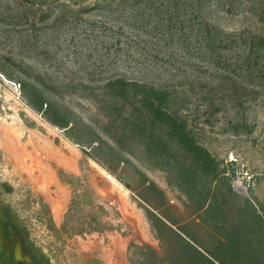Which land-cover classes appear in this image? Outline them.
Returning a JSON list of instances; mask_svg holds the SVG:
<instances>
[{
    "label": "rangeland",
    "instance_id": "rangeland-1",
    "mask_svg": "<svg viewBox=\"0 0 264 264\" xmlns=\"http://www.w3.org/2000/svg\"><path fill=\"white\" fill-rule=\"evenodd\" d=\"M106 3L0 0V228L8 225L0 243L10 247L9 258L264 264V0L195 7L235 41L217 51L226 61L219 66L203 60L195 42L188 52L117 46L103 30L122 22L95 10ZM47 13L52 19L39 24ZM32 25L42 30L38 41H29ZM22 68L44 78V86L28 81L48 87L72 130L34 109L20 87L28 79ZM118 77L167 85L174 95L167 109L215 159V172H204L167 128L139 113L132 95H110L107 82ZM8 238H18L16 245Z\"/></svg>",
    "mask_w": 264,
    "mask_h": 264
},
{
    "label": "trees",
    "instance_id": "trees-1",
    "mask_svg": "<svg viewBox=\"0 0 264 264\" xmlns=\"http://www.w3.org/2000/svg\"><path fill=\"white\" fill-rule=\"evenodd\" d=\"M28 1V0H27ZM32 0H29L31 2ZM107 2L99 5L95 10L109 14V18L113 21L122 22L119 29L107 25L105 27L106 37L109 40H116L117 46L127 44L129 47L137 48L140 51H150L151 47L159 51H191L192 45L197 44L196 49L201 52L200 56L203 60L211 59V63L218 66L226 64L225 58L217 54L219 50H230L231 43L234 40L223 39V34L216 31L211 25L197 14L195 7L209 2L210 0H102ZM194 6V7H193ZM139 9L141 12L133 16H127V12ZM53 17V13L43 14L38 23L47 24ZM157 23L154 25V19ZM18 20V19H15ZM14 20V21H15ZM13 21V22H14ZM29 26L31 24L28 23ZM91 28L97 29L96 23H91ZM126 29L138 32L146 36H151L149 42H142L138 38H134L132 34H128ZM31 34L28 36L29 41H38L42 31L32 25L29 30ZM141 33V34H140ZM136 34V33H134ZM138 35V36H139ZM125 40V41H124ZM230 43V45H228ZM150 47V48H149ZM112 44L109 42L106 47L109 54L112 50ZM121 48V47H120ZM117 48V51H124L123 48ZM207 51H211V57ZM119 56V54H118ZM148 59V54L144 55ZM227 68V67H226ZM24 76L28 79L22 81L20 87L28 97L30 104L35 110L39 111L54 126L70 131L74 128L73 123L68 114H64L60 109L50 101L45 93L48 87L41 89L33 86L28 80H34L40 86H44V78L34 76L31 69H21ZM13 79V75H9ZM106 87L110 90V95L119 99H128L131 95L138 100L140 109L139 113H144L153 125L167 128L170 136L175 138L179 144L193 156L195 163L204 171L215 172V159L211 156L207 149L199 146L191 137L188 131V125L179 116L170 113L167 106L171 103L173 93L170 92L167 85L157 87L155 85L128 81L124 78L109 79ZM52 92V91H50ZM109 117H113L114 109H107ZM137 126V125H135ZM236 171H234V175ZM134 264H146L145 261Z\"/></svg>",
    "mask_w": 264,
    "mask_h": 264
},
{
    "label": "flooded vegetation",
    "instance_id": "flooded-vegetation-1",
    "mask_svg": "<svg viewBox=\"0 0 264 264\" xmlns=\"http://www.w3.org/2000/svg\"><path fill=\"white\" fill-rule=\"evenodd\" d=\"M1 225L2 226L0 228V233H2L3 235H7L8 234V225L3 224V222H1ZM4 241L7 244L16 245L18 238H8V240H4ZM1 248L3 250H1ZM9 253H10V247H8V245H7V247H5L0 243V264H13L14 263V261L11 260V258H9ZM20 264H26V263H20Z\"/></svg>",
    "mask_w": 264,
    "mask_h": 264
},
{
    "label": "built area",
    "instance_id": "built-area-1",
    "mask_svg": "<svg viewBox=\"0 0 264 264\" xmlns=\"http://www.w3.org/2000/svg\"><path fill=\"white\" fill-rule=\"evenodd\" d=\"M239 187H240L239 194H240V195H243V196H247L248 191L246 190V187L243 186V185H239Z\"/></svg>",
    "mask_w": 264,
    "mask_h": 264
}]
</instances>
